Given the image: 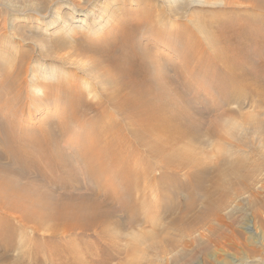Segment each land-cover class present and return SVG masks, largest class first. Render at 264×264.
<instances>
[{
  "label": "rangeland",
  "instance_id": "rangeland-1",
  "mask_svg": "<svg viewBox=\"0 0 264 264\" xmlns=\"http://www.w3.org/2000/svg\"><path fill=\"white\" fill-rule=\"evenodd\" d=\"M228 1L0 0V140L13 141L7 131L17 130L14 120L35 130L66 120L68 98L59 101L61 90L48 91L47 85L78 92L82 119L96 126L125 122L129 132L130 121L107 98L106 75L93 68L96 56L103 58L100 50L122 42L123 29L150 51L154 78L182 104V95L188 98L200 120L197 138L170 140L163 154L148 149L145 139L140 144L134 139L141 164L135 168L140 172L133 221L120 211L121 226L68 231L60 222L45 220L40 226L23 221L18 209H0V233L14 243L0 264H264V83L236 79L229 86L236 95L226 101L225 83L212 81L199 64L186 67L179 59L185 55L179 38L185 24L196 33L188 40L196 49L214 35L216 15H252L242 0ZM152 28L166 36L155 37ZM56 130L65 152H76V138L88 133L77 124L67 132ZM184 150L196 155L203 169L185 164ZM194 174L204 176V187L189 191L182 185L195 183ZM31 180L39 192L58 194L42 177L19 178Z\"/></svg>",
  "mask_w": 264,
  "mask_h": 264
},
{
  "label": "bare ground",
  "instance_id": "bare-ground-1",
  "mask_svg": "<svg viewBox=\"0 0 264 264\" xmlns=\"http://www.w3.org/2000/svg\"><path fill=\"white\" fill-rule=\"evenodd\" d=\"M242 1L245 7L253 11L252 15L237 11L216 15L211 24L214 35L205 37L207 45L199 42L196 49L190 47L188 40L196 33L186 24L185 32L179 35L185 53L179 58L182 65L190 67L189 64L197 63L212 81L225 83L228 87L222 98L226 101L236 95L231 90L233 87L230 88L236 79L264 83V0ZM235 2L241 4L237 0L228 1L229 4ZM151 30L155 37L166 36L164 31ZM121 33L122 42L113 49L100 50L103 58L96 56L93 68L106 75L104 83L111 90L107 97L109 102L118 107L122 119H128L133 127L126 132L123 127L125 122L120 121L96 126L93 121L82 119L84 109L79 102L78 92L73 94L68 85H47L48 91H54V88L61 90L56 94L59 101L65 96L68 98L67 118L61 124L45 122L47 124L38 130L14 120L19 124L18 128L15 126L17 130L7 131L13 141L0 140V209H18L23 221L32 220L38 225L45 220L60 222L66 224L68 231L86 232L110 223L121 226L120 211L125 213L127 221L135 219L134 208L137 204L134 202V181L140 172L135 169L140 163L135 156L141 150L139 140L145 139L148 149L163 154L170 140L175 142L186 136L193 139L198 137L199 112L188 107V98L182 95V104L179 96H172L163 83L154 78L150 51L141 47L134 33L129 34L126 29ZM200 48L201 51L197 50ZM94 51L98 53L99 47ZM98 120L96 118L94 121ZM75 124L88 129V133L84 139L76 138V152H65L56 126L67 132ZM40 147L43 150L35 155L33 151ZM183 153L186 156L185 164L201 167L195 154L193 156L188 150ZM142 160L145 164L146 160ZM63 174V179H60L59 176ZM33 175L42 177L55 190L59 189L58 194L39 192V186L32 180L19 182L21 176ZM192 178L195 183L182 187L189 191L204 187L202 174H194ZM31 192L35 196H31ZM117 203L120 207H117ZM30 207L33 211L29 210ZM57 230L55 227L51 232L56 233ZM7 238L5 232L0 233V261L6 260L4 258L14 248L13 240ZM107 247H103L104 250Z\"/></svg>",
  "mask_w": 264,
  "mask_h": 264
}]
</instances>
